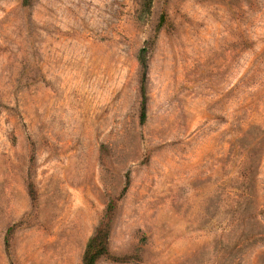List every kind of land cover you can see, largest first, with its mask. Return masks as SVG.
Masks as SVG:
<instances>
[{"label": "rangeland", "instance_id": "1", "mask_svg": "<svg viewBox=\"0 0 264 264\" xmlns=\"http://www.w3.org/2000/svg\"><path fill=\"white\" fill-rule=\"evenodd\" d=\"M110 201L95 264H264V0H0V264Z\"/></svg>", "mask_w": 264, "mask_h": 264}, {"label": "trees", "instance_id": "2", "mask_svg": "<svg viewBox=\"0 0 264 264\" xmlns=\"http://www.w3.org/2000/svg\"><path fill=\"white\" fill-rule=\"evenodd\" d=\"M25 1V0H24ZM149 1V0H148ZM138 60L142 69V82H141V110H140V120L143 121L146 117V99H145V77L147 72V59H146V49L143 47L139 50ZM115 204L110 201L106 207L104 216L100 220L98 226L94 231V235L88 240L84 254H83V264H95L96 260L107 253V241L108 234L110 230V221L112 218L113 210Z\"/></svg>", "mask_w": 264, "mask_h": 264}]
</instances>
